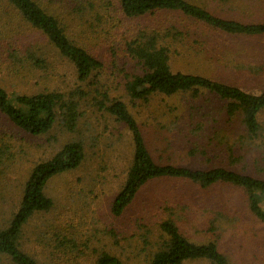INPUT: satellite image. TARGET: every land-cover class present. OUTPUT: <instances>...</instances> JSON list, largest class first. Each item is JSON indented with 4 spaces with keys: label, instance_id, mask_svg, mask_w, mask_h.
Masks as SVG:
<instances>
[{
    "label": "rangeland",
    "instance_id": "rangeland-1",
    "mask_svg": "<svg viewBox=\"0 0 264 264\" xmlns=\"http://www.w3.org/2000/svg\"><path fill=\"white\" fill-rule=\"evenodd\" d=\"M41 1L59 13L68 34L103 67L89 80L79 81L73 65L57 56L38 32L12 18L14 12L0 1V85L17 93L79 89L85 94L73 131L57 123L46 134L32 135L0 115V140L12 155L0 168V227L17 211L33 167L66 143L80 141L82 164L49 181L46 194L53 207L35 214L24 228L21 248L39 264H95L102 251L122 264H151L166 238L161 228L165 220L175 221L195 243L215 241L230 264H264V223L249 210L247 193L229 184L203 188L191 181L156 179L143 186L121 215L113 214L134 144L126 125L98 101L101 92L127 104L158 163L225 167L264 179V146L260 139L248 137L241 119L229 116L226 101L217 95L202 90L197 95L188 91L132 100L126 91V83L142 73L127 44L146 30L167 33L161 42L170 48L174 71L259 94L264 91V37L228 35L177 11L128 17L119 0ZM188 1L223 18L264 22V0ZM16 45L44 58L46 67H37L34 60L13 64L4 50ZM259 120L264 127V110Z\"/></svg>",
    "mask_w": 264,
    "mask_h": 264
},
{
    "label": "trees",
    "instance_id": "trees-1",
    "mask_svg": "<svg viewBox=\"0 0 264 264\" xmlns=\"http://www.w3.org/2000/svg\"><path fill=\"white\" fill-rule=\"evenodd\" d=\"M0 1L9 11L14 12L12 18L38 32L57 56L73 65L79 81L89 80L102 69V62L68 34L66 23L52 6H47L41 0ZM119 3L122 13L128 17L177 11L228 35L264 37V22H241L223 18L188 0H119ZM166 35L167 33L143 30L127 44L129 54L142 67V73L133 76L126 83L128 96L132 100H146L154 94L169 96L191 91L197 95L205 90L226 101L227 114L238 116L248 137L260 139L264 146V127L259 120V115L264 110V91L253 94L204 75L174 71L170 64V48L161 42ZM2 38L0 29V40ZM4 53L13 64L34 60L33 64L37 67H46L44 58L29 52L28 49L23 50L21 46L4 50ZM26 54L31 58L27 60ZM99 94L102 100L98 101L106 111L126 125L134 144L133 159L125 183L112 203L113 214L121 215L147 183L156 179H169L191 181L203 188L215 184H229L243 189L247 193L249 210L257 220L264 223V179L225 167L194 169L158 163L153 158L143 131L127 104L122 99L110 98L101 92ZM84 95L79 89L69 92L54 89L38 93H17L9 92L0 85V115L17 129L32 135L46 134L57 123L73 131L78 124L81 99ZM9 157H12L10 146L1 139L0 168L10 161ZM84 158L82 143L72 141L66 143L51 159L39 162L33 167L25 182L17 211L6 225L0 227L1 264H39L32 255L21 248L24 228L35 214L49 211L53 207V200L46 194L49 181L55 176L77 169ZM161 228L166 238L153 255L151 264H184L189 260L230 264L215 241L195 243L188 239L172 220L163 221ZM64 251L66 250H61ZM95 264L122 262L108 251H102Z\"/></svg>",
    "mask_w": 264,
    "mask_h": 264
}]
</instances>
